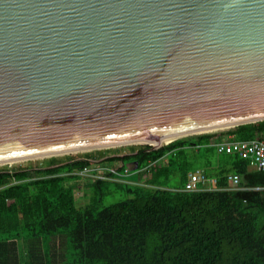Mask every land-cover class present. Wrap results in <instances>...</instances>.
<instances>
[{
	"label": "water",
	"instance_id": "obj_1",
	"mask_svg": "<svg viewBox=\"0 0 264 264\" xmlns=\"http://www.w3.org/2000/svg\"><path fill=\"white\" fill-rule=\"evenodd\" d=\"M264 121V0H0V167Z\"/></svg>",
	"mask_w": 264,
	"mask_h": 264
},
{
	"label": "trees",
	"instance_id": "obj_2",
	"mask_svg": "<svg viewBox=\"0 0 264 264\" xmlns=\"http://www.w3.org/2000/svg\"><path fill=\"white\" fill-rule=\"evenodd\" d=\"M228 137L263 138L264 121L153 151L128 147L111 157L103 150L0 167V264H264V171L237 153H218L213 145ZM94 161L131 175L127 182L73 175ZM198 170L223 189L185 191ZM230 174L240 177L239 189H224ZM118 192L124 198L106 204Z\"/></svg>",
	"mask_w": 264,
	"mask_h": 264
},
{
	"label": "built area",
	"instance_id": "obj_3",
	"mask_svg": "<svg viewBox=\"0 0 264 264\" xmlns=\"http://www.w3.org/2000/svg\"><path fill=\"white\" fill-rule=\"evenodd\" d=\"M213 146H215L218 153H237L241 157L249 159V167L252 170L264 171V137L250 141H237L233 137H228ZM73 175L80 177L85 182L106 179L127 182V177L131 175V169L128 168L122 172L113 163L94 161L90 165L77 168ZM218 182L217 178L209 177L204 171L198 170L189 174L184 190L187 192H198L223 189L218 186ZM239 188L240 177L237 174L228 175V185L224 189L234 190ZM258 190H264V188H258Z\"/></svg>",
	"mask_w": 264,
	"mask_h": 264
},
{
	"label": "rangeland",
	"instance_id": "obj_4",
	"mask_svg": "<svg viewBox=\"0 0 264 264\" xmlns=\"http://www.w3.org/2000/svg\"><path fill=\"white\" fill-rule=\"evenodd\" d=\"M128 147H143V146H126V147H121V148H115V149H109V153H108V157L112 156V153L116 152L117 150H123L122 152H127L128 151ZM65 157V156H64ZM57 158H62V157H57ZM51 159V158H49ZM48 159H44V160H37V161H29L26 163H22V164H13L11 166L8 167H13L15 165H23V164H36L38 161H45ZM137 179L135 177H130V179ZM76 196H77V200H78V205L79 206H84L88 201H89V197L86 196L85 190L83 189V187L79 188V190L76 191ZM124 198V196L121 193H116L114 196H111L107 199L106 204H112L115 202H118L120 200H122Z\"/></svg>",
	"mask_w": 264,
	"mask_h": 264
},
{
	"label": "crops",
	"instance_id": "obj_5",
	"mask_svg": "<svg viewBox=\"0 0 264 264\" xmlns=\"http://www.w3.org/2000/svg\"><path fill=\"white\" fill-rule=\"evenodd\" d=\"M133 175H134L133 177H136V176H138V173H134Z\"/></svg>",
	"mask_w": 264,
	"mask_h": 264
}]
</instances>
